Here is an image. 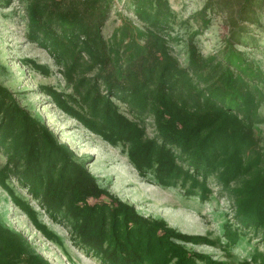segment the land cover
Returning a JSON list of instances; mask_svg holds the SVG:
<instances>
[{"label":"trees","instance_id":"16d2710c","mask_svg":"<svg viewBox=\"0 0 264 264\" xmlns=\"http://www.w3.org/2000/svg\"><path fill=\"white\" fill-rule=\"evenodd\" d=\"M234 1L233 7L231 0H206L197 13L228 9L224 18L229 32L212 67L193 42L185 65L172 55L164 32L172 16L168 0L126 1L143 28L134 31L125 56L102 34L113 0H27L26 36L49 51L70 87V92H63L41 86L57 108L109 144H128L130 163L161 186L191 179L193 186L207 192L210 177L221 186L242 178L233 190L235 222L241 231L251 230L264 239V166L252 132L264 101L262 74L236 46L243 43L248 25L257 21L264 0ZM25 63L44 75L50 73L32 60ZM116 100L151 115L157 129L153 137L145 138ZM0 153L6 158L0 185L36 227L42 228L36 210L14 194L5 182L9 176L52 220H70L73 241L107 264H170L174 259L190 264L177 241L194 243L202 238L143 216L131 205L103 198L109 194L71 148L2 84ZM0 264L48 262L21 233L0 223Z\"/></svg>","mask_w":264,"mask_h":264},{"label":"rangeland","instance_id":"374dc122","mask_svg":"<svg viewBox=\"0 0 264 264\" xmlns=\"http://www.w3.org/2000/svg\"><path fill=\"white\" fill-rule=\"evenodd\" d=\"M126 1L113 0L109 18L102 27L104 38L114 50H118L120 56L126 55V47L131 43L134 31L143 28ZM26 2L0 0V84L9 88L21 106L46 124L60 143L71 148L95 177L97 185L109 194L103 198L131 205L143 216L163 220L183 234L202 238L194 243L177 241L186 251L187 263L261 264L264 260V239L251 230L241 231L234 219L233 190L242 178L221 186L214 177H210L205 185L207 192L193 186L191 179L179 180L172 186H161L151 174L142 176L130 163L128 144L111 145L104 141L76 119L63 113L42 92L43 85H50L63 92L71 90L49 51L28 40ZM205 2L168 0L172 16L164 26V32L169 35L171 53L180 65L187 62L190 42L196 45L204 59L210 61V67L219 59L225 45L229 26L224 12H228V9L224 12L197 14ZM231 2L234 7L236 1ZM204 20H207L206 24ZM247 30L243 43L236 46L261 72L262 81L259 86L264 94V7L258 12L257 21L248 25ZM26 60L46 66L50 73H40L31 63H25ZM207 74H202L201 80ZM116 103L144 131L145 138L153 137L157 129L151 115L147 112L139 113L131 103L124 104L118 100ZM258 119L252 126L254 149L261 155L264 166V101L258 110ZM178 157L181 156L178 154ZM5 161L4 154L0 153V168ZM178 162L183 168H188L182 160ZM5 182L15 195L28 201L36 210V219L42 228L36 227L32 219L14 204L8 191L1 185L0 223L21 233L33 251L48 264H107L87 254L83 247L73 241V223L70 220H52L15 178L9 176ZM45 232L53 237H48ZM229 234L235 240H230ZM200 258L208 259L210 263ZM170 264L178 262L174 259Z\"/></svg>","mask_w":264,"mask_h":264}]
</instances>
